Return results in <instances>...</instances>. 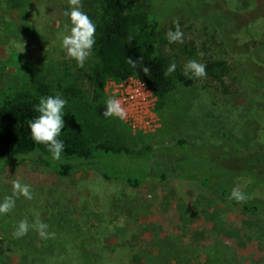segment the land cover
I'll return each mask as SVG.
<instances>
[{
    "label": "rangeland",
    "instance_id": "obj_1",
    "mask_svg": "<svg viewBox=\"0 0 264 264\" xmlns=\"http://www.w3.org/2000/svg\"><path fill=\"white\" fill-rule=\"evenodd\" d=\"M25 1L12 10L0 0V97L30 88V72L54 84L57 79L74 82L86 97L67 100L65 125L91 144L106 141L127 151L101 153L98 165L68 175L28 159L4 166L0 202L12 195L14 179L31 186L33 199L21 196L10 213L0 215V264H264V146L253 158L245 151L221 154L212 147L221 143L223 131L239 136L251 120L258 126L252 133L264 142V0L155 1L159 18L175 14L162 21L159 45L166 68L176 64L170 76L184 73L193 59L202 64L224 59L225 64L212 76L194 78L190 86L176 82L156 111L160 124L154 132L95 113L88 98L93 56L81 68L60 46L64 25L71 27L64 16L68 0ZM81 2L92 17L93 0ZM207 5L210 18L221 26L226 20L227 30L239 28L222 40L211 21L177 16L206 11ZM177 20L183 43H169L166 33L175 30ZM237 69L244 75H234ZM162 165L173 176L160 180ZM250 171L253 177L238 175ZM181 172L209 177L203 184L201 178H176ZM253 181L257 185L247 196L259 201L260 213L232 203L218 190L227 185L230 194L234 187L246 193ZM37 214L55 238L43 240L31 229L14 238L18 223L32 224Z\"/></svg>",
    "mask_w": 264,
    "mask_h": 264
},
{
    "label": "trees",
    "instance_id": "obj_2",
    "mask_svg": "<svg viewBox=\"0 0 264 264\" xmlns=\"http://www.w3.org/2000/svg\"><path fill=\"white\" fill-rule=\"evenodd\" d=\"M155 1L93 0V15L90 18L96 25V43L92 49L94 60L90 67L91 93L88 98L93 104L95 113L101 118H105L102 115L105 111L107 100L104 88L109 79L121 81L129 76H134L141 80L155 95L157 112L164 106L166 96L175 88L176 82L184 86H190L193 83L194 77H191V74L185 75L177 72L175 78L165 75L167 71L166 63L159 51V45L162 41L161 24L162 21L175 14L166 16L164 19L159 18L157 15L158 10L154 6ZM216 1L218 2V0ZM220 1L218 2L219 5ZM6 2L10 9L16 10L23 6L26 1L6 0ZM208 8L209 6L207 5L206 11L202 10L195 13L179 11L177 16H199L211 21L222 40L229 35L231 36V33L239 28L240 25L238 24L235 26L234 31H231L230 28L227 30L225 28L226 20H223L221 26L216 19L210 18ZM236 17L238 16L236 15ZM127 58L138 60V65L142 60L143 66L150 69L149 75H145L139 66L136 69H132L125 62ZM204 64L206 65L207 76H212L218 68L225 64V60L215 59ZM236 72L237 74L234 73V75H244L242 70L237 69ZM27 79L31 82L30 88L5 92L0 97V172L4 166L13 161L28 159L33 162L52 165L58 169L61 175H68L73 169H78L81 166L94 167L98 165L100 161L99 154L101 153L112 152L118 154L127 151L124 146H113L106 141L91 144L81 131L64 124L58 139L63 141L65 150L59 161L53 160L47 147L36 144L31 137L29 124L39 115L34 110V105L38 104L42 97L56 95L57 93L66 100L84 99L86 95L83 89L74 82H66L64 84L62 80L57 79L54 84L47 82L45 77L38 76L36 73L33 76L31 72ZM246 124L245 130L239 136L223 131L221 133V143L212 147L217 150L222 149L220 150L221 154L228 150L229 154L245 151L252 158L260 156V148L264 146V142L258 141L252 133L257 132V123L251 120L246 122ZM178 142L181 144L185 143L182 140ZM262 157L264 158L263 154ZM164 165L159 169L158 178L160 180H165L170 175L173 176L172 172H169ZM250 173L251 171L246 173L239 172L238 175H250L253 177ZM207 174H202V177H200V174L186 176L181 172L176 176L188 179L201 178V182L205 184L206 177H209ZM105 177L108 176L106 175ZM127 182L132 186H138L136 179L127 178ZM228 184L230 191L232 180ZM255 184L257 185V182L253 181L251 187L249 186V189L245 190L246 195L251 192V188ZM228 188L227 185H222L218 187V190L221 194L228 196L232 203L240 204L248 211L260 213L261 210L257 199L250 198L253 201L247 200L246 202L238 203L230 198ZM261 212L264 213L263 211Z\"/></svg>",
    "mask_w": 264,
    "mask_h": 264
},
{
    "label": "clouds",
    "instance_id": "obj_3",
    "mask_svg": "<svg viewBox=\"0 0 264 264\" xmlns=\"http://www.w3.org/2000/svg\"><path fill=\"white\" fill-rule=\"evenodd\" d=\"M69 8L65 10L64 16L70 20L71 27L64 25L65 32L61 34V48L65 51L68 59L75 60L78 67L83 68L86 60L92 55V49L96 43L95 33L96 25L91 18L82 11L81 0H68ZM169 43H183V32L179 21L175 22V30H169L166 33ZM140 60V59H139ZM132 69L138 66L145 75H149L150 69L143 66L142 60L138 65V60L127 58L125 61ZM176 70L175 62L171 63L165 75H170ZM184 74L197 79H203L207 76L206 65L199 63L197 60H189L184 65ZM68 101L60 94L42 97L38 104L34 105V110L39 113L29 124L31 137L36 144L45 145L51 153V158L55 161L61 159V155L65 150L63 141L58 139L64 128L65 121L64 108ZM105 118L126 119L127 110L121 101L116 98H108L106 100L105 111L102 113ZM24 197L26 200L33 199L31 186L22 183L19 179L12 180V195L5 196L0 202V215H7L16 205V199ZM230 198L238 203L246 202L248 197L239 187L231 190ZM31 230H35L39 237L43 240L54 239L55 232H49V225L37 219L30 224L27 219L21 220L13 232V237L20 239L28 234Z\"/></svg>",
    "mask_w": 264,
    "mask_h": 264
},
{
    "label": "built area",
    "instance_id": "obj_4",
    "mask_svg": "<svg viewBox=\"0 0 264 264\" xmlns=\"http://www.w3.org/2000/svg\"><path fill=\"white\" fill-rule=\"evenodd\" d=\"M109 98L119 99L127 110L126 119L122 120L134 130L154 132L160 121L156 108V97L145 84L134 76L121 81L109 79L105 84Z\"/></svg>",
    "mask_w": 264,
    "mask_h": 264
},
{
    "label": "crops",
    "instance_id": "obj_5",
    "mask_svg": "<svg viewBox=\"0 0 264 264\" xmlns=\"http://www.w3.org/2000/svg\"><path fill=\"white\" fill-rule=\"evenodd\" d=\"M176 178H177V176H176Z\"/></svg>",
    "mask_w": 264,
    "mask_h": 264
}]
</instances>
